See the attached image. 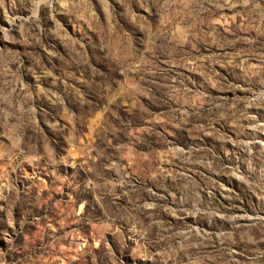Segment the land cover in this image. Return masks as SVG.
Here are the masks:
<instances>
[{
    "label": "rangeland",
    "instance_id": "obj_1",
    "mask_svg": "<svg viewBox=\"0 0 264 264\" xmlns=\"http://www.w3.org/2000/svg\"><path fill=\"white\" fill-rule=\"evenodd\" d=\"M0 264H264V0H0Z\"/></svg>",
    "mask_w": 264,
    "mask_h": 264
}]
</instances>
